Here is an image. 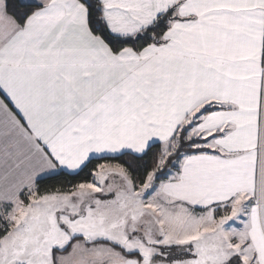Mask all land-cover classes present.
Segmentation results:
<instances>
[{
  "label": "snow or ice",
  "instance_id": "1",
  "mask_svg": "<svg viewBox=\"0 0 264 264\" xmlns=\"http://www.w3.org/2000/svg\"><path fill=\"white\" fill-rule=\"evenodd\" d=\"M0 264H264V0H0Z\"/></svg>",
  "mask_w": 264,
  "mask_h": 264
}]
</instances>
